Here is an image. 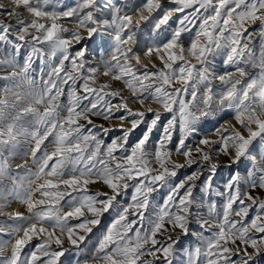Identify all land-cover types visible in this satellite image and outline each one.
Segmentation results:
<instances>
[{"label":"snow or ice","instance_id":"snow-or-ice-1","mask_svg":"<svg viewBox=\"0 0 264 264\" xmlns=\"http://www.w3.org/2000/svg\"><path fill=\"white\" fill-rule=\"evenodd\" d=\"M9 2L0 3L15 18L0 20V53L11 49L12 69L0 75V237H9L0 239V264H179V237L189 235L198 244L187 264L264 260V0H78L60 10L52 0ZM94 38L111 47L98 60L85 44ZM46 56L56 61L47 69ZM227 112L234 123L193 149L201 126ZM154 131L160 137L150 144ZM21 133L36 170L17 164L13 173ZM220 156L226 167L251 160L252 168L220 188ZM213 196L223 198L219 210ZM10 200L29 215L5 212ZM206 201L207 217L198 212ZM66 254L76 260L62 261Z\"/></svg>","mask_w":264,"mask_h":264},{"label":"rangeland","instance_id":"rangeland-1","mask_svg":"<svg viewBox=\"0 0 264 264\" xmlns=\"http://www.w3.org/2000/svg\"><path fill=\"white\" fill-rule=\"evenodd\" d=\"M102 1L104 0H99V3L102 4ZM78 2V0H52V3L49 5L50 8H55L56 10H60V8L62 7V5H75ZM107 2L113 3V2H121V0H107ZM0 3H3L5 6V9H11L12 8V4L9 2V0H0ZM165 3H167V0H165ZM158 15V14H157ZM27 13H25L21 18H27ZM0 20H4L5 22H12L13 24H15V18L14 17H8L6 15H4L3 13H0ZM173 20H175V17H173ZM170 23H172V21H170ZM67 27L73 28L75 27L74 24L72 23H66ZM251 30V29H250ZM138 39L141 41V44H145L148 42V35L146 32H141L138 34ZM85 44L88 46L89 48V52L91 53L92 57L94 59H99L101 56L104 55H108L111 51V47L110 45H101V43L97 40L93 41H85ZM75 47H79V45H76ZM11 49L5 48V53H0V75H4L7 74L9 71H11L12 69L7 65L6 59H5V54L10 52ZM20 62L22 63L23 61V56H21L20 58ZM56 61H51L49 62V57H44V66L47 69V67H50L51 63H55ZM37 65L41 64L40 60L36 61ZM67 67V65H66ZM107 78H102V80L100 82H103V80H106ZM6 82L5 81H0V87H2ZM112 87L113 89H119L122 88L123 85L121 82L118 81H114L112 82ZM21 91H26V86L21 88ZM67 91V89H66ZM125 95L127 96V93H125ZM153 107H157L156 105H152ZM133 109H138L140 106L137 104H133L132 105ZM119 114V113H118ZM168 114L164 113L162 115V122L166 123L165 117H167ZM149 118H150V114H149ZM228 120L229 122L234 123L233 120V116L231 112H227L224 114L223 118H221L218 122L217 121H213V122H209L205 125L201 126V132L195 137V138H190L189 143L191 144V146L193 147V149H195L197 142L200 138H210V139H218V137L215 135V129L217 128H221L224 125V121ZM97 123H106L100 119H96ZM114 123L116 125L119 124L118 121H114ZM107 126V124H106ZM127 126V125H126ZM144 126L141 125L140 129H137L135 133H133L132 137H130V143H135V141L140 137V135H142V130H143ZM120 132L114 131L109 133V135L107 137H103L105 140V143H108L111 141V139L115 138L116 136H119ZM179 136V132H177L174 136H173V142L171 147L173 148V150L175 149L176 143H177V139ZM160 137V132L154 131L150 137V144H154V142L156 140H158ZM51 139V138H50ZM47 143V142H46ZM28 144H29V140L28 137H26L23 133H21L20 137L18 138L17 141V155L16 157L13 159L12 157L9 158V163L12 165V171L13 173L16 172V165L17 164H21L24 165L26 163L27 167L31 168L32 171H35L36 168L35 166L32 164V160L31 157H24L23 153L25 151H27L28 148ZM255 152V151H254ZM254 154V153H253ZM259 156V155H258ZM178 163H183L184 162V157L183 156H177L174 154L173 157ZM260 159V156H259ZM220 162H221V167L218 169V173H217V178L215 180V184L218 185L220 188H223L224 183L230 178V176L234 173V172H239L241 176H246L247 172L251 170L252 168V164L253 161L251 160H245L242 161V163L240 165H236L233 164L231 167H226L225 165L228 163V160L226 157L224 156H220ZM197 166L193 165L192 168H185V169H180L178 172V177L177 179H182L185 175L190 174L192 172L193 169H195ZM21 173L23 174V169L20 170ZM4 184H7L8 186H11V182L5 180ZM200 187V181H197V191L199 190ZM98 188H100L99 185H95L92 186L93 191L97 190ZM241 189L242 191L247 190L246 186L241 185ZM131 192V190H130ZM163 193V190H162ZM254 194H259V190H257V193ZM212 201L216 202L217 204V208L218 210L221 208V204H222V200L223 198L220 197H215L213 196ZM163 200V195H159L158 196V202H162ZM9 207L5 209V212H16L19 211L21 213H23L24 215H29L27 212L26 207L21 204L19 201L17 200H10L9 201ZM235 207V206H234ZM151 210V209H150ZM198 212L207 217V213H208V209H207V201L205 202V206L198 209ZM255 210L253 209L252 211H250L249 213V219L252 218V216L254 215ZM3 221H7V216H0V222ZM8 223H11V221H8ZM193 229L195 230H199V226L198 225H193L192 226ZM206 234H210V233H206ZM96 235L97 232L94 231V234L89 238V240L91 241L89 243V241H86L85 243L88 244V248L86 249L85 253L81 254V256L79 257V259L82 261L85 256L87 255L88 252H90L92 250L93 245H95L96 243ZM0 239L3 240H8L9 237L8 236H4V237H0ZM38 243L37 241L33 240L28 247L25 249V252H28L30 249L33 248V246ZM198 244V241L192 237L191 235L189 236H180L179 237V244H177V249H181L182 251L178 254L177 256V260L179 261V264H187V252L190 250H193ZM83 247V246H82ZM10 249H11V244L8 245V248L5 250V254H10ZM0 259H2V257H0ZM62 261H75L76 257L74 254H66L65 257L61 258ZM174 264H177V261H174ZM258 264H264V260H259Z\"/></svg>","mask_w":264,"mask_h":264},{"label":"bare ground","instance_id":"bare-ground-1","mask_svg":"<svg viewBox=\"0 0 264 264\" xmlns=\"http://www.w3.org/2000/svg\"><path fill=\"white\" fill-rule=\"evenodd\" d=\"M106 2V0L102 1V4H104ZM27 17V16H26ZM254 155H256V160L259 161V156L254 152Z\"/></svg>","mask_w":264,"mask_h":264}]
</instances>
